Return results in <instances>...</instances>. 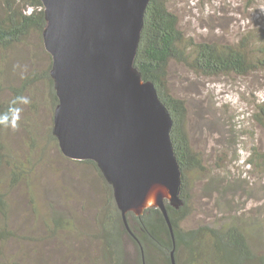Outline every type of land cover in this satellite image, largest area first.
Returning <instances> with one entry per match:
<instances>
[{"label": "rangeland", "instance_id": "374dc122", "mask_svg": "<svg viewBox=\"0 0 264 264\" xmlns=\"http://www.w3.org/2000/svg\"><path fill=\"white\" fill-rule=\"evenodd\" d=\"M167 3L180 29L197 42L236 44L250 36L261 44L264 0ZM50 65L36 34L16 49L0 51L3 100L12 103L29 76H40L21 94L3 132L0 264L98 262L100 243L91 234L107 191L94 167L68 160L51 138L56 108L50 81L43 78ZM169 85L187 103L192 146L207 169L199 181L190 179L194 212L184 226H219L236 218L253 247L264 253V169L248 164L254 148L264 152V128L253 119L264 104V73L205 77L174 62ZM61 216L65 221L59 225Z\"/></svg>", "mask_w": 264, "mask_h": 264}, {"label": "water", "instance_id": "95a60500", "mask_svg": "<svg viewBox=\"0 0 264 264\" xmlns=\"http://www.w3.org/2000/svg\"><path fill=\"white\" fill-rule=\"evenodd\" d=\"M59 99L53 134L65 157L93 161L122 212L179 210L183 171L172 115L135 67L151 0H41ZM175 264V263H174Z\"/></svg>", "mask_w": 264, "mask_h": 264}, {"label": "trees", "instance_id": "16d2710c", "mask_svg": "<svg viewBox=\"0 0 264 264\" xmlns=\"http://www.w3.org/2000/svg\"><path fill=\"white\" fill-rule=\"evenodd\" d=\"M1 3L0 51H10L26 44L33 34L43 41L46 16L41 0H2ZM260 43H253L250 36L243 37L236 44L197 42L180 29L179 18L169 9L167 0L150 1L145 12L135 67L144 80L155 84L161 101L172 115L174 125L171 138L183 171L181 196L184 206L177 210L166 202L171 226L164 213L157 208L147 210L142 216L128 213L125 222L116 204L113 188L97 164L66 157L70 161L94 167L106 187V200L95 220L97 230L91 234L92 240L100 243L97 264H264V253H259L253 247L248 232L236 218L219 226L191 229L184 226L194 212L190 179L199 181L207 169L203 155L192 146L187 103L175 97L169 85V70L174 62L205 77H246L264 73V36ZM51 68L50 65L43 78L50 81L56 108L59 99L50 75ZM39 78L29 76L22 88L15 90L17 98L12 103L1 98L0 85V168L6 150L4 129L12 120L21 94ZM257 108L253 119L264 128V104H259ZM51 138L58 143L54 134ZM248 164L264 169V152L254 148ZM0 204H5L1 193ZM64 221L61 216L57 224Z\"/></svg>", "mask_w": 264, "mask_h": 264}]
</instances>
